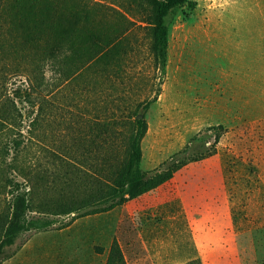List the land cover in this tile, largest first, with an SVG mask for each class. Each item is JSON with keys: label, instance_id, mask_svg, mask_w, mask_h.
<instances>
[{"label": "rangeland", "instance_id": "rangeland-1", "mask_svg": "<svg viewBox=\"0 0 264 264\" xmlns=\"http://www.w3.org/2000/svg\"><path fill=\"white\" fill-rule=\"evenodd\" d=\"M137 1L82 0L97 38L114 43L106 56L86 44L34 73L8 57L6 69L22 68L0 71V96L17 111L0 139L14 137L24 149L17 170L6 167L10 154L0 165V216L12 175L30 176L29 217H45L40 205L86 196L106 180L113 149L122 151L98 126H111L121 143L125 122L137 114L147 123L142 169L159 168L193 138L207 146L219 132L214 155L122 206L64 228L57 226L68 217L59 216L15 245H42L48 258L71 254L72 264H104L116 239L126 264H153L149 249L167 258L172 245L179 255L195 232L210 240L200 248L202 264H264V0H188L174 8L165 18L162 71L149 52L150 2ZM218 124L223 129H209Z\"/></svg>", "mask_w": 264, "mask_h": 264}, {"label": "trees", "instance_id": "trees-1", "mask_svg": "<svg viewBox=\"0 0 264 264\" xmlns=\"http://www.w3.org/2000/svg\"><path fill=\"white\" fill-rule=\"evenodd\" d=\"M139 3L137 0H132ZM188 0H148L150 8L145 14L149 27V52L154 67L163 70L166 63L168 30L166 16L172 10ZM93 18L90 11L84 8L82 0H0V71L5 75L8 71L17 72L20 64L8 67V57L24 61L23 68L34 73L41 71L46 64L60 61L64 52L74 54L86 44L97 47L98 54L106 56L114 48L113 42L97 38L92 29ZM96 39V43L93 40ZM7 61V62H6ZM116 64L118 62L116 61ZM15 106L8 95L0 96V132L8 130L16 120ZM17 112V111H16ZM126 123V132L121 143L116 139L117 133L109 131L111 126L100 128L107 130L109 146L121 145L122 151L113 149L106 180H98L91 191L82 198L57 201L49 205L38 206L40 216L29 217L31 201L30 176L23 173L22 181L12 176L6 177L5 188L9 194L7 213L0 216V264L13 257L20 249L15 245L16 239L30 232L47 231L56 223L59 216L68 217V221L57 226L64 228L76 219L108 212L136 199L169 181L175 172L191 162H196L214 155L215 145L220 133L216 132L213 141L204 143H187L181 150L162 162L159 168L148 171L141 167V142L147 130L144 117H136ZM123 122L112 121L110 125ZM223 129L221 124L209 129ZM105 142V141H104ZM23 147L14 137L0 139V165L5 163V156L11 155L6 164L9 169L19 167ZM24 168V167H21ZM11 169V171H12ZM22 173V171H20ZM100 251L103 249L100 248ZM104 264H126L122 250L113 239ZM183 264H202L199 258Z\"/></svg>", "mask_w": 264, "mask_h": 264}, {"label": "crops", "instance_id": "crops-1", "mask_svg": "<svg viewBox=\"0 0 264 264\" xmlns=\"http://www.w3.org/2000/svg\"><path fill=\"white\" fill-rule=\"evenodd\" d=\"M210 240L206 237V235H199V233H192V238L186 242V250L185 252L182 250L178 255L177 249L172 247L169 249L168 257L165 258L161 255L159 250H155L154 253L151 252V249L148 250L152 254L153 264H182L186 261L195 259L200 256V248L203 245L209 244ZM72 248V247H71ZM70 248V249H71ZM46 247L42 245H36L33 243H23L17 253L3 261L1 264H72V256L71 254L63 253V257H51L48 258L45 253H42ZM73 249V248H72ZM42 250L41 252H31ZM20 251L21 252L20 254ZM77 260L83 262V257L80 254H76ZM104 256H107L106 252H103ZM186 257L181 262H177L178 258ZM75 260V259H74ZM15 262V263H14Z\"/></svg>", "mask_w": 264, "mask_h": 264}, {"label": "water", "instance_id": "water-1", "mask_svg": "<svg viewBox=\"0 0 264 264\" xmlns=\"http://www.w3.org/2000/svg\"><path fill=\"white\" fill-rule=\"evenodd\" d=\"M136 117H137V118H141V117H142V115H137Z\"/></svg>", "mask_w": 264, "mask_h": 264}]
</instances>
